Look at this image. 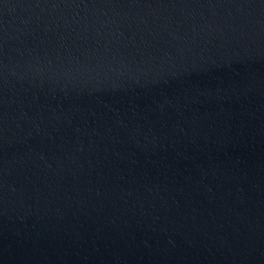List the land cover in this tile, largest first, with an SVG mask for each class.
I'll list each match as a JSON object with an SVG mask.
<instances>
[{
    "label": "water",
    "instance_id": "obj_1",
    "mask_svg": "<svg viewBox=\"0 0 264 264\" xmlns=\"http://www.w3.org/2000/svg\"><path fill=\"white\" fill-rule=\"evenodd\" d=\"M0 264H264V0H0Z\"/></svg>",
    "mask_w": 264,
    "mask_h": 264
}]
</instances>
